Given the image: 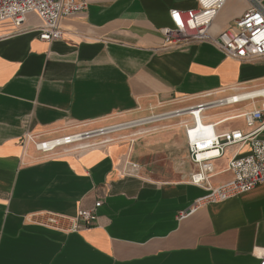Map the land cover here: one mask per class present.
<instances>
[{
	"label": "crops",
	"instance_id": "crops-1",
	"mask_svg": "<svg viewBox=\"0 0 264 264\" xmlns=\"http://www.w3.org/2000/svg\"><path fill=\"white\" fill-rule=\"evenodd\" d=\"M87 2L61 20L65 34L53 42L40 40L36 14L20 28L0 23V264H259L264 184L197 206L207 191L191 182L197 168L180 124L188 117L125 128L88 150L35 149L29 137L131 124L264 86V59L226 58L209 43L162 50L170 10L195 8L194 0ZM247 8L246 0L226 2L211 35ZM252 109L205 117L218 122ZM236 129H245L242 119L217 132ZM232 152L214 163L213 188L232 179ZM130 163L137 174L126 172ZM98 202L94 225L78 232L33 220L41 212L76 217Z\"/></svg>",
	"mask_w": 264,
	"mask_h": 264
},
{
	"label": "built area",
	"instance_id": "built-area-1",
	"mask_svg": "<svg viewBox=\"0 0 264 264\" xmlns=\"http://www.w3.org/2000/svg\"><path fill=\"white\" fill-rule=\"evenodd\" d=\"M194 1L195 8L170 10L171 26L163 30V51L189 43H209L226 58L246 62L264 59V0H246V11L217 37L211 35V29L229 0ZM87 8V0H0V23L10 21L20 28L29 14H36L42 22L38 29L40 40L53 42L61 40L65 34L61 20L84 12ZM244 105H251L253 109L218 122L206 121L205 113L208 110ZM185 117H188L189 121L182 124V128L189 158L197 168L191 182L207 191V194L198 200L197 206L226 201L264 184V139L261 138L264 132V86L131 124L76 132L44 141H36L31 137L29 139L38 152L45 154L67 147L88 150L110 143L109 136L125 128ZM238 119L244 121V130L217 132L219 125ZM101 138L103 140L99 143L94 141ZM244 148H247L245 152L242 151ZM229 149L233 152L228 159L227 170L233 177L225 184L213 188L210 181L214 174V163L226 156ZM125 170L128 174H137L139 167L130 163ZM100 207L101 202H98L93 209L82 210L76 217L41 212L34 214L33 220L36 225L45 229L78 232L94 225L97 219L96 211ZM259 264H264V254L260 256Z\"/></svg>",
	"mask_w": 264,
	"mask_h": 264
},
{
	"label": "bare ground",
	"instance_id": "bare-ground-1",
	"mask_svg": "<svg viewBox=\"0 0 264 264\" xmlns=\"http://www.w3.org/2000/svg\"><path fill=\"white\" fill-rule=\"evenodd\" d=\"M206 118V117H205ZM189 120L188 119H184V120H182V121H180V124L182 125V124H185L186 122H188ZM136 133V132H135Z\"/></svg>",
	"mask_w": 264,
	"mask_h": 264
},
{
	"label": "rangeland",
	"instance_id": "rangeland-1",
	"mask_svg": "<svg viewBox=\"0 0 264 264\" xmlns=\"http://www.w3.org/2000/svg\"><path fill=\"white\" fill-rule=\"evenodd\" d=\"M242 108H244V106H242ZM212 113H215V111H213Z\"/></svg>",
	"mask_w": 264,
	"mask_h": 264
}]
</instances>
